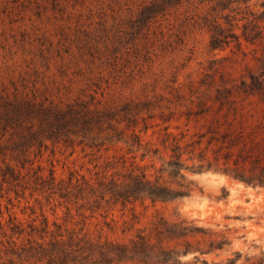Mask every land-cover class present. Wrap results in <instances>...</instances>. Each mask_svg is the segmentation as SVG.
I'll return each instance as SVG.
<instances>
[{
	"label": "rangeland",
	"instance_id": "rangeland-1",
	"mask_svg": "<svg viewBox=\"0 0 264 264\" xmlns=\"http://www.w3.org/2000/svg\"><path fill=\"white\" fill-rule=\"evenodd\" d=\"M148 1L0 0V82L10 91L15 84L29 96L34 93L54 102L94 95L108 105L128 100L170 105L175 114L169 120L161 118L156 106L153 117L146 119V130L142 120L135 126L144 141L160 147L164 155L169 153L161 144L166 125L176 137L186 133L182 143L197 139L210 126L224 129L228 123L245 125L256 139L264 137V88L221 96L222 109L216 99L217 87L240 85L242 79L249 82L251 75H259L264 60V17L254 21L261 38L250 42L240 36V44L233 40L213 49L204 17L217 16V22L228 24L211 10L210 3L185 1L147 21L141 9ZM263 1L250 0V8L260 14ZM240 10L233 20L237 34L252 18L247 14L248 19H242L246 10ZM188 107L191 113H187ZM201 107L208 110L197 114ZM164 114L168 116L169 110L165 108ZM207 153L211 155V151ZM123 154L131 156L122 143L100 152L48 143L31 154L32 163L20 168L19 178L4 179L0 169V264H31L7 252L13 246L9 240L21 246L27 242L31 225L40 227L44 219L51 229L55 221L69 229L127 240L157 211L171 215L175 210L229 235L231 251L242 253L239 262L253 264L263 257L264 189L239 184L229 176L213 171L192 173L197 186L190 196L180 203L154 206L149 202L90 205L68 201L50 194L36 180L38 174L47 178L53 169L57 181L67 180L72 173L93 182L95 172L101 174L106 161L113 159L106 156L118 159ZM155 162L160 164L158 159ZM3 166L0 159V168ZM113 171L109 169L107 174ZM12 221L24 229L22 234L12 230Z\"/></svg>",
	"mask_w": 264,
	"mask_h": 264
},
{
	"label": "trees",
	"instance_id": "trees-1",
	"mask_svg": "<svg viewBox=\"0 0 264 264\" xmlns=\"http://www.w3.org/2000/svg\"><path fill=\"white\" fill-rule=\"evenodd\" d=\"M185 1L192 0H149L141 9L144 20L155 19ZM199 1L210 3L211 10L221 14L228 24L225 27L217 22V16L212 19L204 17L210 31L211 48L223 47L233 40L240 44V36L250 42L262 37L261 30L255 29L258 25L254 21L264 17V10L260 14L252 10L250 0ZM240 9L246 10L242 19H248L247 14L252 18L243 23L241 34H237L233 20L236 19L235 11L239 13ZM0 85V159L4 163L0 169L4 179L19 178L20 168L32 163L31 154L47 147L48 143L78 145L96 152L108 151L122 143L131 156L123 154L118 159L115 155L106 156V159H113L106 161L101 174L95 172L93 182L84 175L72 173L67 180L57 181L53 169L47 178L38 174L36 180H40L41 188L50 194L90 205H99L102 201L122 205L149 202L153 206L180 203L196 189L197 183L190 174L206 171L229 176L245 186L264 189V137L260 140L252 137L243 124L234 126L228 123L224 129L220 128L221 125L210 126L206 132L198 133L197 139L183 143L186 133L176 137L166 125L161 144L169 153L164 155L160 147L144 141L135 126L142 120L146 130V119L153 117L156 106L161 109V118L169 120L175 114L170 105H154L150 100H128L108 105L101 104L94 95L89 99L78 96L70 101L54 102L47 97L38 98L34 93L29 96L15 84L11 91L3 86L2 81ZM263 88L264 60L259 75H251L249 82L242 79L240 85L217 87L219 109L224 106L221 96L228 97L234 90L255 92ZM165 108L169 110L168 116L164 114ZM187 109V113H191L190 107ZM207 110L201 107L196 113ZM146 159L148 163H141ZM155 159L160 161L158 166ZM109 169H114L110 175L107 174ZM42 223L40 227L31 225L27 242L21 246L9 240L13 246L7 252L31 264H244L239 262L242 253L231 251L229 235L198 224L195 219L182 216L176 210L171 215L157 211L127 240L92 235L82 228L69 229L55 221V228L51 229L46 219ZM19 225L12 221V230L22 234L24 229ZM35 232L38 237H34ZM222 254L226 256L215 258ZM262 254L263 257L253 264H264V251Z\"/></svg>",
	"mask_w": 264,
	"mask_h": 264
},
{
	"label": "bare ground",
	"instance_id": "bare-ground-1",
	"mask_svg": "<svg viewBox=\"0 0 264 264\" xmlns=\"http://www.w3.org/2000/svg\"><path fill=\"white\" fill-rule=\"evenodd\" d=\"M237 182H238V181H237ZM238 183L243 185V183H241V182H238Z\"/></svg>",
	"mask_w": 264,
	"mask_h": 264
}]
</instances>
